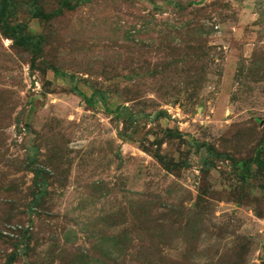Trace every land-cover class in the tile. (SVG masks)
<instances>
[{
	"label": "rangeland",
	"instance_id": "1",
	"mask_svg": "<svg viewBox=\"0 0 264 264\" xmlns=\"http://www.w3.org/2000/svg\"><path fill=\"white\" fill-rule=\"evenodd\" d=\"M0 264H264V0H0Z\"/></svg>",
	"mask_w": 264,
	"mask_h": 264
}]
</instances>
